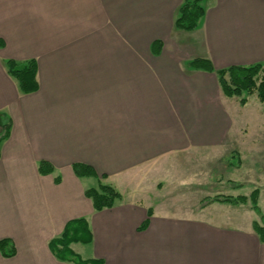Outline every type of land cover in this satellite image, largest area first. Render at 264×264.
<instances>
[{
  "label": "crops",
  "instance_id": "0c3cea01",
  "mask_svg": "<svg viewBox=\"0 0 264 264\" xmlns=\"http://www.w3.org/2000/svg\"><path fill=\"white\" fill-rule=\"evenodd\" d=\"M183 1L0 0V114L12 120L0 144V240L15 247L0 250V264H75L50 241L77 218L93 233L85 259L103 264H264L257 233L209 217L150 216L134 183L167 155L226 144L218 76L191 60L216 69L264 62V0H204L190 37L174 23ZM7 59L36 60L37 91L20 90ZM43 160L51 173H40ZM75 163L106 174L122 201L96 211L84 180L97 179L77 176Z\"/></svg>",
  "mask_w": 264,
  "mask_h": 264
},
{
  "label": "rangeland",
  "instance_id": "374dc122",
  "mask_svg": "<svg viewBox=\"0 0 264 264\" xmlns=\"http://www.w3.org/2000/svg\"><path fill=\"white\" fill-rule=\"evenodd\" d=\"M180 31L182 36H191L189 31ZM242 97L247 98L245 104H241ZM226 107L231 123L226 144L167 155L142 168L134 183L146 194L143 201L151 203L157 214L209 217L226 223V229L244 228L257 233L253 224H262L264 217V105L254 93L226 96ZM84 182L97 185L95 179ZM255 191L257 203L252 200ZM229 196L246 199L222 200ZM92 246L70 244L84 259L91 255Z\"/></svg>",
  "mask_w": 264,
  "mask_h": 264
},
{
  "label": "trees",
  "instance_id": "16d2710c",
  "mask_svg": "<svg viewBox=\"0 0 264 264\" xmlns=\"http://www.w3.org/2000/svg\"><path fill=\"white\" fill-rule=\"evenodd\" d=\"M204 0H184L179 7L175 17V27L180 30L192 31L199 27L204 15L205 7L202 4ZM153 51L159 53L162 46L160 40L153 44ZM9 73L17 80L20 90L25 93H32L38 90L39 83L37 79L38 66L35 59H30L21 64L13 59L6 61ZM194 69L215 72L222 92L227 97L243 94H257L258 99L264 105V62H256L249 65H231L225 68L216 69L212 61L208 58H195L188 64ZM241 104L247 102V98L242 97ZM1 131L0 144L9 138L12 120L2 113L0 114ZM53 165L48 161H40L39 171L42 174L51 173ZM74 172L79 177H95L97 185L86 189L85 194L92 200L94 209L101 211L105 208L114 207L122 200L121 192L110 183L104 182L106 174L99 175L93 166L84 163H75ZM59 180V179H58ZM258 191L252 193V200L257 203ZM238 199L245 200L246 197H224L222 200L235 202ZM153 211L149 210L151 216ZM263 223L255 221L253 226L261 241H264V217ZM149 224V219L144 221L140 229H145ZM93 240V233L86 218H77L68 221L63 233L50 241V248L54 254L66 261L75 264H103L101 259H84L77 254L70 244L73 242L90 243ZM0 250L5 256H12L15 253V247L11 239L3 238L0 240Z\"/></svg>",
  "mask_w": 264,
  "mask_h": 264
}]
</instances>
